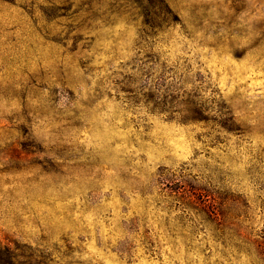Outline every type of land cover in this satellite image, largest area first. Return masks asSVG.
I'll return each mask as SVG.
<instances>
[{
	"label": "rangeland",
	"instance_id": "1",
	"mask_svg": "<svg viewBox=\"0 0 264 264\" xmlns=\"http://www.w3.org/2000/svg\"><path fill=\"white\" fill-rule=\"evenodd\" d=\"M0 264H264V0H0Z\"/></svg>",
	"mask_w": 264,
	"mask_h": 264
},
{
	"label": "trees",
	"instance_id": "2",
	"mask_svg": "<svg viewBox=\"0 0 264 264\" xmlns=\"http://www.w3.org/2000/svg\"><path fill=\"white\" fill-rule=\"evenodd\" d=\"M162 2H165V0H162Z\"/></svg>",
	"mask_w": 264,
	"mask_h": 264
}]
</instances>
